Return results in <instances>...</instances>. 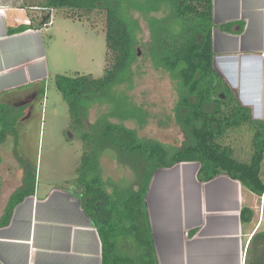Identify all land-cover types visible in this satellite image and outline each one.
Segmentation results:
<instances>
[{
  "label": "trees",
  "instance_id": "16d2710c",
  "mask_svg": "<svg viewBox=\"0 0 264 264\" xmlns=\"http://www.w3.org/2000/svg\"><path fill=\"white\" fill-rule=\"evenodd\" d=\"M42 4L47 8L68 9L74 19L83 20L85 14L96 9L106 14L110 64L104 75H58L56 79L70 106L72 125L79 128L84 142L74 184L102 238L104 264H159L146 196L155 172L161 168L196 161L200 163L201 181L227 174L240 180L251 192L264 196V122L252 118L251 110L241 104L214 67L213 0H43ZM164 6L169 9L166 16L152 15ZM133 10L149 20L151 56L156 67L169 72L177 81L175 117L186 134L180 147L142 138L137 129L124 123L135 120L143 126L146 120L143 108L119 89L132 83V68L139 56L140 20L132 16ZM230 26V23L225 25ZM28 28L30 25H20L11 31ZM86 100L90 103L87 111L96 102L107 101L111 105L90 129L85 124L87 112L82 109ZM112 117L119 121L111 120ZM0 119L4 122L0 129L2 142L14 124H8L1 105ZM243 125L254 129V150L249 162L237 159L234 148L223 142L229 131ZM108 150L133 167L138 175L136 184L128 186L103 177L100 157ZM35 182L34 173L26 175L24 186L10 198L0 227L9 224L15 207L26 196L34 194ZM254 214L253 208L244 206L242 222L250 223ZM132 241L137 244V251ZM246 257V264H264V229L251 237Z\"/></svg>",
  "mask_w": 264,
  "mask_h": 264
},
{
  "label": "crops",
  "instance_id": "0c3cea01",
  "mask_svg": "<svg viewBox=\"0 0 264 264\" xmlns=\"http://www.w3.org/2000/svg\"><path fill=\"white\" fill-rule=\"evenodd\" d=\"M2 6L0 105L4 112L30 111L45 98L51 75L43 28L20 15L10 17ZM213 22L215 69L252 118L264 122V0H213ZM20 25L30 28L11 31ZM10 136L0 148L8 145ZM9 146L13 164L7 175L0 150V201H6L0 219L26 175L33 174L20 160L16 145ZM199 169V162H181L157 170L151 180L146 204L159 264H246L249 241L261 223H243L241 211L244 206L257 208L264 196L227 174L201 181ZM0 263L104 264L102 238L75 185L35 182L34 194L26 196L9 224L0 227Z\"/></svg>",
  "mask_w": 264,
  "mask_h": 264
},
{
  "label": "rangeland",
  "instance_id": "374dc122",
  "mask_svg": "<svg viewBox=\"0 0 264 264\" xmlns=\"http://www.w3.org/2000/svg\"><path fill=\"white\" fill-rule=\"evenodd\" d=\"M0 3L3 5L1 8L6 7L10 17L20 15L21 18L33 21L34 25L41 23L51 72L46 84L45 98L35 102L30 111L5 110L6 121L8 124H14V127L10 130L11 136L6 140L8 145L4 144L0 148L4 155V172L6 173L7 167L13 164V158L9 154L11 151L9 145L12 142L14 146L16 145L14 149L20 160L36 175V183L49 181L75 185L74 180L78 176V168L84 153V142L80 137L79 128L72 125L70 106L58 89L56 79L58 75L91 74L94 77L104 75L110 64L106 43V14L103 10L96 9L85 14V19L81 20L69 16L68 9L43 10L44 7L41 6L43 0H0ZM168 13L169 9L164 6L152 15L163 17ZM131 14L140 20V28L137 31V49L140 55L132 68V83L123 84L119 89L125 95H129L131 102L143 108L146 120L143 126L135 120H126L124 123L130 128L137 129L142 138L157 139L169 147H180L186 140V134L175 117V106L178 101L177 81L169 72L155 65L151 56L152 33L149 20L139 11L133 10ZM52 17L53 25L45 26L44 24ZM88 105L90 103L86 100L82 109L87 112L85 124L87 129H90L91 124L107 113L111 105L107 101L96 102L91 104L87 111ZM14 115H18L19 118L13 117ZM111 120L119 121L116 117H112ZM3 124L1 120L0 129ZM253 136L254 129L243 125L237 130L229 131L223 142L234 148V156L237 159L249 162L254 150ZM100 164L99 169L103 170L105 179H112L117 183L122 181L121 183L128 186L137 183L138 175L133 167L122 162L116 152L104 151L100 157ZM9 170L12 171L10 168ZM11 175L9 172L8 176ZM9 183L10 180L8 185L6 181L7 187ZM5 203L6 201H0V213L3 212ZM254 210L253 225L261 223L260 229L263 230L264 201H257V208ZM132 242L133 249L137 251V244L135 241Z\"/></svg>",
  "mask_w": 264,
  "mask_h": 264
},
{
  "label": "built area",
  "instance_id": "2783aa9c",
  "mask_svg": "<svg viewBox=\"0 0 264 264\" xmlns=\"http://www.w3.org/2000/svg\"><path fill=\"white\" fill-rule=\"evenodd\" d=\"M43 10H48V9H50L51 10V8H47V7H44V8H42ZM53 9V8H52ZM53 23V17L52 18H50V21L49 22H46L44 25L45 26H48V25H51Z\"/></svg>",
  "mask_w": 264,
  "mask_h": 264
},
{
  "label": "water",
  "instance_id": "95a60500",
  "mask_svg": "<svg viewBox=\"0 0 264 264\" xmlns=\"http://www.w3.org/2000/svg\"><path fill=\"white\" fill-rule=\"evenodd\" d=\"M139 55H140V52H139Z\"/></svg>",
  "mask_w": 264,
  "mask_h": 264
},
{
  "label": "bare ground",
  "instance_id": "6f19581e",
  "mask_svg": "<svg viewBox=\"0 0 264 264\" xmlns=\"http://www.w3.org/2000/svg\"><path fill=\"white\" fill-rule=\"evenodd\" d=\"M1 13V12H0Z\"/></svg>",
  "mask_w": 264,
  "mask_h": 264
}]
</instances>
